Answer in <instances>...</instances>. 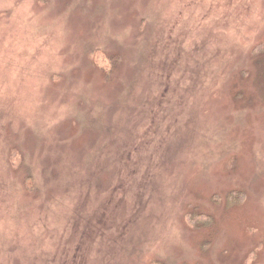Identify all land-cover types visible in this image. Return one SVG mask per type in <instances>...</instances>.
<instances>
[{
    "label": "rangeland",
    "instance_id": "374dc122",
    "mask_svg": "<svg viewBox=\"0 0 264 264\" xmlns=\"http://www.w3.org/2000/svg\"><path fill=\"white\" fill-rule=\"evenodd\" d=\"M263 46L264 0H0V264H264Z\"/></svg>",
    "mask_w": 264,
    "mask_h": 264
},
{
    "label": "trees",
    "instance_id": "16d2710c",
    "mask_svg": "<svg viewBox=\"0 0 264 264\" xmlns=\"http://www.w3.org/2000/svg\"><path fill=\"white\" fill-rule=\"evenodd\" d=\"M263 48H264V46H263ZM261 49L262 51L264 50V49ZM27 187H28V189H30V190H32L33 189V183L31 182V179L29 178V179H27ZM237 200V198H236V195H235V193H231V195H229L228 196V204H233V203H235V201ZM237 202V201H236ZM189 218H191V221L193 220V218H194V215H189L188 216ZM202 219V218H201ZM203 219H208V218H203ZM202 219V220H203ZM197 222H195V224H196Z\"/></svg>",
    "mask_w": 264,
    "mask_h": 264
}]
</instances>
